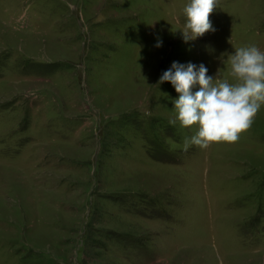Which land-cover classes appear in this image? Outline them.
Masks as SVG:
<instances>
[{
  "label": "rangeland",
  "instance_id": "374dc122",
  "mask_svg": "<svg viewBox=\"0 0 264 264\" xmlns=\"http://www.w3.org/2000/svg\"><path fill=\"white\" fill-rule=\"evenodd\" d=\"M189 3L0 0V264H264V105L237 142L186 147L159 83L173 62L236 83L264 0H217L186 43Z\"/></svg>",
  "mask_w": 264,
  "mask_h": 264
},
{
  "label": "clouds",
  "instance_id": "9594fccd",
  "mask_svg": "<svg viewBox=\"0 0 264 264\" xmlns=\"http://www.w3.org/2000/svg\"><path fill=\"white\" fill-rule=\"evenodd\" d=\"M217 0H190L184 11L187 22L182 31L184 41L195 40L214 30L210 14ZM157 47L162 46V41ZM230 74L236 83L208 75L204 64L173 62L163 73L159 83L171 82L179 98L174 100L177 119L170 120L182 127L198 125V131L185 146L208 147L212 143H235L240 134L249 130L264 105V51L256 46L235 49L229 55ZM174 70V71H173ZM197 86L199 90L193 91Z\"/></svg>",
  "mask_w": 264,
  "mask_h": 264
}]
</instances>
